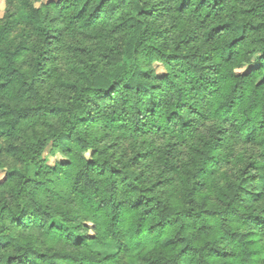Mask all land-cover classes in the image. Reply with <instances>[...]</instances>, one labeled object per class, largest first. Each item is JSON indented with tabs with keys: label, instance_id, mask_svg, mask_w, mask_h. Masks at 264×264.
<instances>
[{
	"label": "trees",
	"instance_id": "16d2710c",
	"mask_svg": "<svg viewBox=\"0 0 264 264\" xmlns=\"http://www.w3.org/2000/svg\"><path fill=\"white\" fill-rule=\"evenodd\" d=\"M13 1L0 264H264V169L220 180L235 141L264 164V0Z\"/></svg>",
	"mask_w": 264,
	"mask_h": 264
},
{
	"label": "rangeland",
	"instance_id": "374dc122",
	"mask_svg": "<svg viewBox=\"0 0 264 264\" xmlns=\"http://www.w3.org/2000/svg\"><path fill=\"white\" fill-rule=\"evenodd\" d=\"M8 1L11 0H0V19L4 17L6 11L7 13H12L15 9L14 2L10 5H8ZM50 0H41L40 2L35 3L36 7H40L42 4L48 3ZM24 25L19 24L17 25L14 30L13 34L19 39V35H21L24 32ZM250 65H244L240 68H236L235 72L237 74H243L248 72L250 69ZM154 70L156 74L162 75L164 72L163 67L160 64H154ZM213 125V122L210 123H204L200 128L199 131H208L209 127ZM4 145V138L0 137V148ZM180 152L183 153L184 156H182V165H185L188 163L187 155L189 153V150L187 146L184 148H180ZM259 148L255 145L250 144H244L242 141H235L233 146V151L231 154L232 161L227 167H222L220 169V173L222 172L221 182L224 184H228L230 182H233L236 177L242 172L243 169L246 167H251L254 163H258V166L255 169H264V164H261V160L259 158ZM43 158L46 159V162L48 165L53 166L56 162H59L61 157L57 155H53L50 153L49 149H47L44 154ZM5 178V170H0V183L3 182ZM178 180L177 178L170 184L171 186L167 188V192H174L177 190L175 188V185H177ZM204 193H207V190H203ZM210 194V193H209ZM211 200L215 199L214 195L210 194ZM264 205V200L255 202L253 205V209L257 213H262ZM86 225H89L86 223ZM257 233H261L262 238V244L264 245V228L262 229H256L254 230ZM264 251V248H263Z\"/></svg>",
	"mask_w": 264,
	"mask_h": 264
}]
</instances>
